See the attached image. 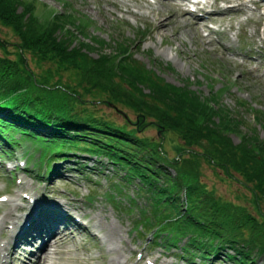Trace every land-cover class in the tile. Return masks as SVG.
<instances>
[{"label":"trees","instance_id":"1","mask_svg":"<svg viewBox=\"0 0 264 264\" xmlns=\"http://www.w3.org/2000/svg\"><path fill=\"white\" fill-rule=\"evenodd\" d=\"M35 12L33 0H0V23L18 38L14 57L0 56V136L8 128L39 138L44 132L43 142L49 138L50 143L42 148L46 152L105 156L119 176L114 188L121 192L120 184L135 182V195L143 204L129 199L143 219L135 227L161 236L158 244L165 249L186 239L180 247L186 258L197 254L204 261L224 251L235 264H255L264 256V219L216 197L199 179L203 160L227 175L238 173L252 184L254 199L264 198V142L252 144L242 134L237 144L232 142L230 134H239L242 124L220 104V92L203 96L182 80V86L163 83L153 68L133 58L126 44L118 45L112 56L98 53L102 40H95L87 32L89 21L69 7L63 12L45 9L39 16ZM80 36L92 38L91 43ZM6 46L0 39V49ZM27 54L48 67L36 75ZM63 72L69 73L67 82L61 79ZM55 77L59 79L51 83ZM86 102L130 110L135 127L76 112ZM254 115L264 122V113L254 110ZM146 124L160 132L158 140L137 135ZM168 133L181 141L175 143L173 157L163 148ZM9 141H14L11 135Z\"/></svg>","mask_w":264,"mask_h":264},{"label":"rangeland","instance_id":"2","mask_svg":"<svg viewBox=\"0 0 264 264\" xmlns=\"http://www.w3.org/2000/svg\"><path fill=\"white\" fill-rule=\"evenodd\" d=\"M33 1L36 6L35 14L38 16L42 15L45 9L63 12L69 7L71 11H77L80 17L90 23L91 27L87 32H90L95 40H102L100 43L103 46H100L98 53L112 56L118 51V45L126 44L131 48L133 58L147 68H153L155 75L163 83L182 86V81H185L191 89L203 96L220 92L218 94L220 104L242 124L238 130L239 134H230L232 142L237 144L241 134L248 136V141L252 144L258 145L264 142V122L259 123L254 117V110L264 113V36L262 35L264 2L252 5L250 10L237 11L226 10L225 7L240 0H207L209 5L215 4L216 8L209 20L197 22L187 13L189 6L186 5V0ZM170 16L172 18L170 25L162 27L161 24ZM210 27H213L211 31ZM208 31L210 32L206 36ZM80 38L89 44L92 40V38L86 40L87 37L83 36ZM0 39L7 45L4 50L0 49V56L7 54L13 58L18 38L1 23ZM96 54L97 52L91 55L94 57ZM26 56L29 66L36 75L41 74L48 67V64H38L28 54ZM159 64L162 65V70L158 69ZM166 66L171 70L165 69ZM57 79L59 78H53L51 83ZM61 79L67 82L69 73H61ZM83 108L88 111L80 112ZM118 109L100 102H86L84 105H78L76 112L82 114L92 112L90 114L97 119L109 121L116 126L125 125L128 129L135 127L134 113L126 108ZM123 117H127L128 120ZM148 121L150 120L144 119V122L149 123ZM15 132L14 139L19 143L8 146L0 140V194L19 195L21 191L44 194V213L41 217L43 223H49L50 227L54 225V222L49 220L51 213L54 212V206L56 203L63 204L62 214L66 221L57 225L60 230L66 227L65 243L61 249L74 246L82 256L78 262L68 261L64 264H145L146 257L155 264H235L224 251L212 255L203 262L197 254H194L192 257L195 258L185 263L181 258L183 256L179 247L186 245V239H182L177 244L178 249L162 250L156 243L158 240L148 237L143 230L135 231L133 227L136 221L139 224L143 221L142 216H138L140 212L137 213V208L129 201V197L135 193V182L120 184L119 187L122 188L120 192V188L113 187V184L119 182V176L112 173V167L106 164V159L89 158L81 153L63 154L68 158L65 161H59L62 156L53 158L49 164V167H54V174H51V171H46L44 163L39 165L38 161V153L45 156L47 153L55 154L51 150L41 151L44 144H50L49 138L43 142L46 137L20 135L21 132L18 130ZM40 133L44 134V132ZM137 135L156 141L160 132L154 126L146 124L138 130ZM31 143L37 145L39 150ZM162 143L168 157L177 155L175 143L181 144L179 139L173 138L168 133L164 135ZM3 148L11 153L3 154ZM24 161L26 165L22 169L18 164ZM169 171L174 174L172 169ZM18 178L23 182L20 189L15 183ZM199 179L208 191H213L216 197L241 205L258 219H264V198L254 199L252 184L245 183L238 173L231 171L227 175L220 167L200 160ZM84 198L88 200L87 203L80 201ZM137 201L140 203L139 200ZM9 208V204L0 206V218ZM20 210H12L5 217L6 222L21 214ZM144 213L153 224L152 215ZM75 216L89 220V228L78 227L73 219ZM94 224L104 234L105 224H110V231L115 234L118 241H106L105 244H101L97 237L90 235L89 231L93 229ZM6 227L0 230V237L5 236L9 239ZM35 235L34 231L29 230L16 247L12 246L11 250L14 254L8 264H30V261L35 260L34 256L30 261L27 257H30L29 253L34 254L44 240L36 238L33 241ZM109 248L118 251L111 254ZM138 249L143 250V259L139 262L134 259ZM228 253L233 254V251ZM255 264H264V256L257 258Z\"/></svg>","mask_w":264,"mask_h":264},{"label":"bare ground","instance_id":"3","mask_svg":"<svg viewBox=\"0 0 264 264\" xmlns=\"http://www.w3.org/2000/svg\"><path fill=\"white\" fill-rule=\"evenodd\" d=\"M263 16H264V11H263ZM171 21H172L171 16L167 17L165 21L161 24V26L162 27L168 26L170 25ZM37 202H39L37 206H41L40 201L37 200ZM35 206L36 205L31 206L29 208V213H28L30 214L29 219H27L25 216L22 217L23 223L21 222L19 227L14 228L12 234L13 240H11V243H13L16 237H18V241L19 238L24 239V236L27 235L29 230L34 231L36 235L35 238H33V241L36 238H43V239L46 238V240H43L41 242L40 246L38 247L37 251L34 252V254L29 253L30 257H27L29 261L32 256L35 257V260L30 261V264H59V263L64 264L65 262L68 261L78 262L82 258V256L77 252L78 250L77 247L70 246L66 249H61V247L65 243L64 229H66V227L60 230L57 225L59 223L66 221L65 217L62 214L61 206H63V204L56 203L55 209L53 210L54 212H52L49 217V220L54 222L53 227H50L51 225H49V223H43L44 220L41 217L40 207L39 209L38 207L33 208ZM10 212L11 211H7L6 216H8ZM4 219L5 218L1 219L3 223L5 222ZM110 227H111L110 224H105L104 226L105 234L102 233L101 236L102 242L106 243V241H112V242L114 240L115 242L118 241L117 238L115 237V234L113 235V233L110 231ZM93 228L98 231L95 224ZM42 235H44V237H42ZM111 244L113 245L114 243ZM6 248L7 247L0 249V252L2 251L4 252L5 250L8 251V253L5 251V254L3 255L0 261H3L7 256V254H10V257L14 254V252L9 251V249ZM116 250L118 251V249L115 250L112 249L110 253L112 254L113 252H117ZM115 258L116 257H114V259Z\"/></svg>","mask_w":264,"mask_h":264},{"label":"water","instance_id":"4","mask_svg":"<svg viewBox=\"0 0 264 264\" xmlns=\"http://www.w3.org/2000/svg\"><path fill=\"white\" fill-rule=\"evenodd\" d=\"M263 33H264V30H263Z\"/></svg>","mask_w":264,"mask_h":264}]
</instances>
